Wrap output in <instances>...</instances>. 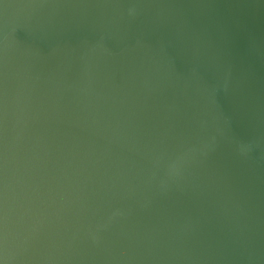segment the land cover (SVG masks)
Segmentation results:
<instances>
[{
    "label": "water",
    "instance_id": "water-1",
    "mask_svg": "<svg viewBox=\"0 0 264 264\" xmlns=\"http://www.w3.org/2000/svg\"><path fill=\"white\" fill-rule=\"evenodd\" d=\"M0 261L264 264V0H0Z\"/></svg>",
    "mask_w": 264,
    "mask_h": 264
},
{
    "label": "clouds",
    "instance_id": "clouds-1",
    "mask_svg": "<svg viewBox=\"0 0 264 264\" xmlns=\"http://www.w3.org/2000/svg\"><path fill=\"white\" fill-rule=\"evenodd\" d=\"M0 264H4V262L3 261H0Z\"/></svg>",
    "mask_w": 264,
    "mask_h": 264
}]
</instances>
